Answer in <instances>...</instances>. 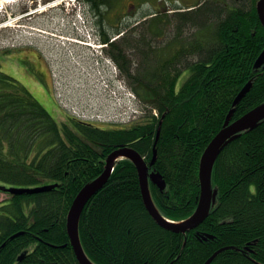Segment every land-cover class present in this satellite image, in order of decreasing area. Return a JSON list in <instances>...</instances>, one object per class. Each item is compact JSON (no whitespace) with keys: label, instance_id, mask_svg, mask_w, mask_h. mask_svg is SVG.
Segmentation results:
<instances>
[{"label":"trees","instance_id":"trees-1","mask_svg":"<svg viewBox=\"0 0 264 264\" xmlns=\"http://www.w3.org/2000/svg\"><path fill=\"white\" fill-rule=\"evenodd\" d=\"M83 1L97 11L102 27L104 0ZM256 1L228 8L224 0H212L217 11L210 12L217 19L212 45L181 44L180 51L167 49L165 59L163 48L149 50L142 33L132 38L124 32L110 42L101 28L105 54L146 108L142 124L111 129L75 118L58 124L19 82L0 71V184L33 187L53 181L48 191L12 195L10 204L0 206V264H78L66 232L67 213L79 190L103 172L106 157L120 147H131L147 165L156 150L148 169L158 172L166 187L149 188L163 217L178 222L194 212L203 151L232 109L230 122L264 102V63L254 67L264 51ZM189 55L198 58L177 66ZM185 69L190 74L176 90ZM248 82V92L233 106ZM211 183L217 197L208 217L193 231L173 233L145 209L134 165L118 161L81 213L85 254L94 264H204L225 248L210 264H264V120L222 149Z\"/></svg>","mask_w":264,"mask_h":264},{"label":"rangeland","instance_id":"rangeland-1","mask_svg":"<svg viewBox=\"0 0 264 264\" xmlns=\"http://www.w3.org/2000/svg\"><path fill=\"white\" fill-rule=\"evenodd\" d=\"M211 1L144 0L140 7H131L130 0H104L100 10L106 18L103 19V27H100L97 11L92 10L86 1L80 2L79 7L74 9L73 2L69 0H3L0 1V71L21 83L57 122L72 116L111 129L142 124L146 122V108L134 96L111 59L104 52L100 56L71 40L83 37L85 42L89 36L101 44L99 29L107 30L109 37H113L115 33L112 31L129 24L125 29L135 26L130 37L138 38L140 31H146L141 33L148 35L149 50L163 48L161 50L165 54L162 58H169L166 50L180 51L184 47L181 44L188 47L212 45L211 28L217 19L212 18L215 16L210 12L216 14L217 11ZM224 2L231 6L241 3L234 0ZM196 4L198 6L193 10H184L188 5ZM200 6L202 8L197 9ZM148 13L159 18V25H152V32L159 30L160 39L147 31L151 22L150 18H144ZM197 58L196 55L186 56L187 60H178L177 66ZM27 59L47 64L51 70L49 88L44 86L45 91L37 90L29 71L22 69L24 66L30 70ZM189 74V69L182 70L176 90L180 89ZM48 89L53 90L52 93ZM152 114L156 113L153 111ZM46 181V184L53 182ZM8 197L0 192V200Z\"/></svg>","mask_w":264,"mask_h":264},{"label":"water","instance_id":"water-1","mask_svg":"<svg viewBox=\"0 0 264 264\" xmlns=\"http://www.w3.org/2000/svg\"><path fill=\"white\" fill-rule=\"evenodd\" d=\"M255 9L260 25L264 30V0H258L256 2ZM263 63L264 51L255 61L254 67L258 69L263 65ZM250 86L251 83L248 82L241 89L232 104L233 106H235L244 96V94L248 92ZM232 113L233 109L229 112L223 127L212 138L201 155L198 168L200 191L197 199V206L194 212L187 219L182 221L175 222L166 219L161 215L153 202L149 184L154 185L160 191L164 190L166 187L162 176L158 172L149 171L148 169V166H152L155 161L156 150H153V157L148 165L142 156L131 147H120L112 151L105 159L103 172L98 177L85 184L79 190V192L74 197L66 216V232L69 238L70 246L78 264H94L85 254L79 238L78 225L83 208L87 202L104 187L113 171L115 164L122 159H127L134 165L138 176L140 193L144 207L158 226L167 231L181 234H186L197 229L208 217L211 208L216 202L217 191L212 188L211 176L218 155L228 143L238 138L241 134L255 128L262 120H264V102L249 110L238 119L230 122ZM50 188L51 186H39L34 188L1 187L0 189L13 195H23L45 192ZM23 233L24 232L17 233L11 236V238ZM224 249L225 248L218 249L204 262V264H210L218 255V253ZM21 258L22 255L20 256V259Z\"/></svg>","mask_w":264,"mask_h":264},{"label":"flooded vegetation","instance_id":"flooded-vegetation-1","mask_svg":"<svg viewBox=\"0 0 264 264\" xmlns=\"http://www.w3.org/2000/svg\"><path fill=\"white\" fill-rule=\"evenodd\" d=\"M139 1H141V0H130V5H131V7H135V6H138V7H140L141 6V3L139 2ZM226 1H230V0H226ZM234 1H237L238 3H240L242 0H234ZM225 4V6H227L228 8L229 7H231V5L229 4V3H224ZM139 9V8H138ZM137 10V9H136ZM140 10V9H139ZM139 10H137V12L139 11ZM153 14H151V13H148V14H146V16H145V20L147 19L146 17H148V18H151V17H153L152 16ZM142 16V15H141ZM129 26V25H128ZM137 26V25H136ZM121 27V28H120ZM135 26H131L130 28H127V29H124L125 27L124 26H119V29H116V30H114V31H112V33H114V32H118V31H120L121 30V32H127V33H129V35H131V32H132V28H134ZM149 33H152V31H150V30H147ZM103 32L106 34V36H109L108 35V33H107V30H103ZM141 32H144V33H146V31H140V33ZM145 38L146 37H148V35L147 34H145V36H144ZM159 39H160V35H158L157 36ZM150 42L149 41H145V44L147 45V44H149ZM157 43H160L158 40H157ZM158 46L160 47V45L158 44ZM39 58V57H38ZM29 68H30V70H28L27 69V67H24V66H22V69L23 70H26L27 72L29 71V75H31V77H32V79L34 80V82H36V84H33L34 85V87L35 88H37V90H39V91H45V89L43 88L44 86L47 88H49V83H48V81L49 80H51V70L49 69V67H48V65L47 64H40V62L39 61H37V60H32V59H29ZM22 63V62H21ZM1 201V200H0ZM3 202L0 204V206H2V205H8V204H10V201H7V200H2ZM2 213L0 212V215H1ZM8 218L10 219V220H13L14 221V219L12 218V217H9L8 216ZM11 239V238H10ZM27 253V249H25L23 252H22V258H24V256H25V254ZM22 258H21V260H22ZM20 261V260H19Z\"/></svg>","mask_w":264,"mask_h":264},{"label":"bare ground","instance_id":"bare-ground-1","mask_svg":"<svg viewBox=\"0 0 264 264\" xmlns=\"http://www.w3.org/2000/svg\"><path fill=\"white\" fill-rule=\"evenodd\" d=\"M0 1H3V0H0ZM9 1H12V0H9Z\"/></svg>","mask_w":264,"mask_h":264}]
</instances>
